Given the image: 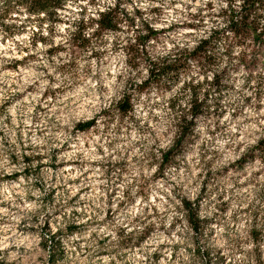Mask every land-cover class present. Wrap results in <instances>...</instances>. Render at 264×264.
<instances>
[{
    "label": "clouds",
    "instance_id": "1",
    "mask_svg": "<svg viewBox=\"0 0 264 264\" xmlns=\"http://www.w3.org/2000/svg\"><path fill=\"white\" fill-rule=\"evenodd\" d=\"M0 264H264V0H0Z\"/></svg>",
    "mask_w": 264,
    "mask_h": 264
},
{
    "label": "rangeland",
    "instance_id": "2",
    "mask_svg": "<svg viewBox=\"0 0 264 264\" xmlns=\"http://www.w3.org/2000/svg\"><path fill=\"white\" fill-rule=\"evenodd\" d=\"M256 39H257V41L259 42V40H260V37H259V36H257V37H256Z\"/></svg>",
    "mask_w": 264,
    "mask_h": 264
},
{
    "label": "trees",
    "instance_id": "3",
    "mask_svg": "<svg viewBox=\"0 0 264 264\" xmlns=\"http://www.w3.org/2000/svg\"><path fill=\"white\" fill-rule=\"evenodd\" d=\"M106 22H107V20H106ZM110 26V25H109Z\"/></svg>",
    "mask_w": 264,
    "mask_h": 264
}]
</instances>
